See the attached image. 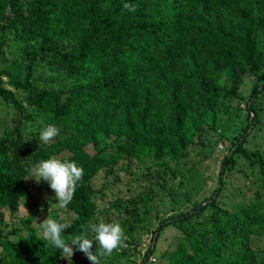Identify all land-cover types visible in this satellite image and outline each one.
I'll list each match as a JSON object with an SVG mask.
<instances>
[{
    "label": "trees",
    "instance_id": "16d2710c",
    "mask_svg": "<svg viewBox=\"0 0 264 264\" xmlns=\"http://www.w3.org/2000/svg\"><path fill=\"white\" fill-rule=\"evenodd\" d=\"M262 21L264 0H0V31L35 45L22 56L62 76L56 89L37 88L29 64L22 81L0 71V100L20 115L12 126L0 117V207L17 209L28 163L63 155L84 169L65 207L74 215L63 233L70 241L95 209L89 182L98 171L128 159L162 160L156 164L165 169L178 163L203 129L214 128L221 103L242 100V78L254 76L241 103L247 122L221 159L216 187L188 211L160 220L138 264L170 225L182 235L162 254L166 264H264L252 248V238L264 236V203L227 210L216 202L237 156L264 171V157L244 147L264 86V40L256 38ZM3 75L23 102L4 88ZM36 115L43 127L59 128L54 141L23 131ZM20 222L25 236L0 238V264H58L64 253L35 234L30 217Z\"/></svg>",
    "mask_w": 264,
    "mask_h": 264
},
{
    "label": "rangeland",
    "instance_id": "374dc122",
    "mask_svg": "<svg viewBox=\"0 0 264 264\" xmlns=\"http://www.w3.org/2000/svg\"><path fill=\"white\" fill-rule=\"evenodd\" d=\"M8 10L6 9V14L9 15ZM256 38L264 40V21L260 24ZM22 48L34 49L35 45H23L10 31L2 28L0 71L10 72L15 80L22 81L25 74L23 67L29 64L31 67L29 81L34 86L56 89L62 76L49 70L43 61L26 60L22 56ZM261 48L264 49V46L259 45V49ZM1 79L4 88L13 92L19 102H23V95L8 84L6 76H1ZM256 83L254 76L242 78L237 91L242 100H233L228 105L221 103L214 128L203 129L189 144L185 157L178 163L168 162L165 169L156 164L162 160L153 162L150 158L141 161L128 159L118 162L112 169L98 171L90 180L95 209L90 213L89 221L119 222L125 234L126 247L115 250L110 256L101 257V264H138L160 220L169 215L188 211L192 203L201 201L211 193L216 187L222 157L228 152L233 138L240 134L247 122L241 103ZM255 106L258 109L257 123L249 131L244 147L249 151L257 150L264 157V86ZM9 107L0 100L2 123L12 126L20 115ZM25 124L22 129L24 132L30 131L29 135H39V130L43 128L42 118L38 115ZM109 142L110 139L101 145ZM87 151L91 152L90 149ZM235 161L234 167L223 178L221 190L216 197L217 204L227 210L234 206H242L248 210L249 206L264 203V171L257 166L249 165L239 156ZM54 197L55 193L47 182L41 181L37 184L28 174L23 180L17 209L10 212L6 207H0L2 222L0 238L5 237L16 242L19 237L25 236L26 230L22 228L20 221L28 217L31 218L30 227L41 238L42 230L37 223H42L48 214L61 223L71 222L73 213L57 207ZM181 235V232L172 225L164 227L158 234L154 250L146 264H166L162 254L170 242ZM93 236L94 234L89 231L88 237L92 239ZM252 248L264 256V236L255 235L252 238ZM95 249L94 243L93 250ZM2 254L0 248V257ZM74 263L91 264L82 252L75 250L72 257L64 253L58 261V264Z\"/></svg>",
    "mask_w": 264,
    "mask_h": 264
},
{
    "label": "clouds",
    "instance_id": "9594fccd",
    "mask_svg": "<svg viewBox=\"0 0 264 264\" xmlns=\"http://www.w3.org/2000/svg\"><path fill=\"white\" fill-rule=\"evenodd\" d=\"M123 7L129 12L137 11L136 7L130 3H125ZM59 132V128L54 124L46 125L39 130V139L44 144H48L55 140ZM25 161H30V158ZM26 170L31 180H35L37 184L41 181L48 183L55 193L54 200L59 208H65L72 201L77 184L84 175L83 167L78 166L76 162L57 157L28 163ZM37 224L42 230L43 238L51 246L71 257L74 255V250L82 252L91 264H101V257L110 256L115 250L126 247L124 230L119 222L89 221L70 241L63 235L64 231L70 227L69 223H61L48 214L42 223ZM89 231L94 234L92 239L88 237ZM94 243L95 251H93Z\"/></svg>",
    "mask_w": 264,
    "mask_h": 264
}]
</instances>
